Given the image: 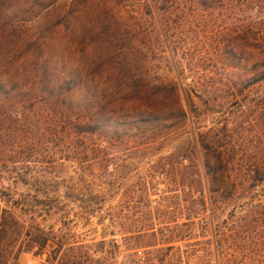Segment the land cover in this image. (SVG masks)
Masks as SVG:
<instances>
[{
  "label": "trees",
  "instance_id": "16d2710c",
  "mask_svg": "<svg viewBox=\"0 0 264 264\" xmlns=\"http://www.w3.org/2000/svg\"><path fill=\"white\" fill-rule=\"evenodd\" d=\"M163 63L182 67L183 77L191 79L185 99L195 108L237 100L238 86L226 71L242 70L244 89L257 86L255 135L250 129L237 138L233 132L221 137L226 127L203 132L200 158L184 150L179 162L158 167L157 177L136 192L145 204L137 214L153 221H134L138 233L152 231L146 240L139 234L136 245L195 240L205 231L206 225L185 229L165 210H148L146 203L159 194L164 203L176 198L196 205L193 217L207 213L214 223L226 207L228 220L215 227L217 245L242 253L249 264H264V0H0V104L50 118L69 170L92 176L99 186L111 185L116 150L146 153L189 122L179 84L157 69ZM226 90L232 93L225 96ZM175 164L183 167L180 179L162 189L160 175L169 180L164 172ZM9 224L0 215V229L7 233ZM79 249L67 250L57 264H94ZM22 252L2 249L0 264H14Z\"/></svg>",
  "mask_w": 264,
  "mask_h": 264
},
{
  "label": "rangeland",
  "instance_id": "374dc122",
  "mask_svg": "<svg viewBox=\"0 0 264 264\" xmlns=\"http://www.w3.org/2000/svg\"><path fill=\"white\" fill-rule=\"evenodd\" d=\"M157 69L165 79L179 84L190 120L174 127L170 136L146 153L116 150L115 159L109 166V188L99 186L92 176L85 177L83 172L75 175L69 170L66 147L63 142L59 141L57 145L54 141L50 118H47L48 122L39 120L29 108H11L7 102L0 104V215H7L11 227L7 233L0 229V251L8 246L22 250L14 264H57L70 248H80L76 252L90 256L95 260L94 264H136L143 261L142 255L146 261H151L149 264H249L242 253L232 252L216 243L217 222L224 225L228 220L226 207L218 210L214 223L207 213L194 218L196 205L178 202L176 198L164 203L159 194L152 195L151 203H146L148 210L150 206L165 210L176 217L179 224L185 225V229L197 223L201 231L206 225L205 231L198 232L199 235L196 232L195 240L189 236L190 239L173 244L149 248L136 245L139 234L146 240L152 231L146 227L145 232L138 233L134 221L142 220L144 225L153 222L146 221L143 214H137V207L142 208L145 204L138 203L136 192L152 181V176L157 177L154 171L158 167H163L167 161L179 162V152L184 150L189 156L200 158L202 149L197 140L203 132L209 131L213 135L226 127L225 131H220L221 137L233 132L237 138L250 129L253 130L251 135H255L253 97L257 86L244 89L242 70L226 71L233 86H238L235 89L239 95L237 100L218 102L217 107L212 108L197 106L196 109L185 99L192 81L183 77L182 67L163 63ZM231 93L226 90L224 94ZM247 93H251L249 98ZM9 113H12L11 118H7ZM54 152L57 157L53 159ZM182 169L177 164L168 166L164 173L168 174L169 180H163L160 175V187L164 189L166 182L178 181ZM201 172L204 175L202 166ZM203 185L208 197L205 178ZM155 220L159 228L158 217ZM123 224L131 233L125 232ZM30 231L32 235L28 236ZM45 240V247L40 249ZM198 240L207 244L195 245Z\"/></svg>",
  "mask_w": 264,
  "mask_h": 264
},
{
  "label": "built area",
  "instance_id": "2783aa9c",
  "mask_svg": "<svg viewBox=\"0 0 264 264\" xmlns=\"http://www.w3.org/2000/svg\"><path fill=\"white\" fill-rule=\"evenodd\" d=\"M155 204H156V203H155ZM141 258H143V259H142V260H143L142 262H144V263L147 262V261H146V258L144 257V255H142Z\"/></svg>",
  "mask_w": 264,
  "mask_h": 264
}]
</instances>
